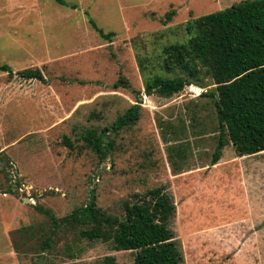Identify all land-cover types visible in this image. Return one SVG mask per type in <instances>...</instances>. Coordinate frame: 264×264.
<instances>
[{
    "label": "rangeland",
    "instance_id": "obj_1",
    "mask_svg": "<svg viewBox=\"0 0 264 264\" xmlns=\"http://www.w3.org/2000/svg\"><path fill=\"white\" fill-rule=\"evenodd\" d=\"M66 1L0 0V62L39 68L46 78L0 72V264H107L110 255L134 264L138 250L117 251L65 227L53 233L39 207L62 217L94 195L121 214L124 200L156 186L173 195L184 264H264V151L241 156L227 140L213 164L221 134L215 98L146 88L155 74L186 77L166 73L161 55L186 41L188 20L242 0ZM89 16L115 33L112 41ZM199 74L204 90L214 89ZM135 103L140 119L118 136L107 133L115 151L102 160L82 134ZM49 235L53 246L43 249Z\"/></svg>",
    "mask_w": 264,
    "mask_h": 264
},
{
    "label": "trees",
    "instance_id": "obj_2",
    "mask_svg": "<svg viewBox=\"0 0 264 264\" xmlns=\"http://www.w3.org/2000/svg\"><path fill=\"white\" fill-rule=\"evenodd\" d=\"M56 2L68 6L66 0ZM175 14V9L168 11L164 23ZM89 22L100 36L112 41L113 31L105 32L90 16ZM184 28L186 41L163 48L161 67L166 73L180 69L186 77L169 79L155 74L146 79L147 90L156 89L170 96L175 90L187 88L215 98L221 134L213 164L220 159L227 140L241 156L264 151V0H242L188 20ZM201 70L211 78L214 89L204 90L198 77ZM0 72L46 82L39 68L15 71L10 64L0 62ZM124 82L120 78L116 85ZM141 108L140 103L131 105L101 131L95 127L86 129L82 139L103 160L115 151V139L107 133L118 136L135 126ZM172 196L164 186L134 193L122 202L121 214L101 207L94 195L87 204L62 217L51 209H39L51 219L53 233L65 227L89 241L110 242L117 251L138 250L134 264H184L181 245L171 225L176 212ZM52 240L51 235L47 236L43 249H51ZM106 263L117 264L115 256H107Z\"/></svg>",
    "mask_w": 264,
    "mask_h": 264
}]
</instances>
